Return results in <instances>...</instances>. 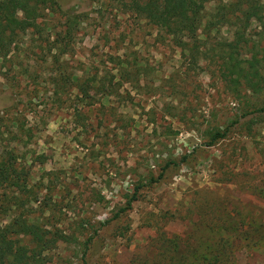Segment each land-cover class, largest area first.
<instances>
[{
    "label": "rangeland",
    "instance_id": "obj_1",
    "mask_svg": "<svg viewBox=\"0 0 264 264\" xmlns=\"http://www.w3.org/2000/svg\"><path fill=\"white\" fill-rule=\"evenodd\" d=\"M59 1L72 27L54 13L27 28L19 13L0 59V154L28 172L24 216L63 236L46 264H206L219 238L231 264H264V87L235 92L220 75L233 43L247 77L264 76L251 59L264 15L177 47L126 2Z\"/></svg>",
    "mask_w": 264,
    "mask_h": 264
},
{
    "label": "trees",
    "instance_id": "obj_2",
    "mask_svg": "<svg viewBox=\"0 0 264 264\" xmlns=\"http://www.w3.org/2000/svg\"><path fill=\"white\" fill-rule=\"evenodd\" d=\"M97 1V0H91ZM126 2L128 6L136 10L141 17L154 28L158 34L170 38L177 47H187L189 43L199 41V36L208 37L211 32L229 25H238L239 29L246 30L250 21L256 15H264V0H116ZM214 1L215 5L209 13H204L201 2ZM59 0H0V59L15 43V34L9 31L12 25L16 24L18 14L22 18L27 28H39V21L54 13L63 14L69 27L74 22L69 13L61 8ZM264 34V25L262 26ZM264 37V36H263ZM264 39V38H263ZM261 44H259L260 46ZM261 47L260 58L252 56L255 66L264 65V45ZM221 51L222 63L220 65L221 79L233 91H238L237 87L245 86L253 93L261 92L264 83V76L249 79L247 77L248 68L246 60L241 59L237 44L224 43ZM121 63L122 70L124 69ZM125 75L128 73L125 71ZM123 77V75H122ZM123 79L126 80L124 77ZM88 84L79 86L85 99L88 96ZM92 100V98H89ZM264 109L260 110V112ZM228 129L217 130L210 136L209 145L217 140L224 139ZM17 160L10 151L0 154V219L13 210L21 209L19 214H11V220L6 225L0 227V264H46L48 257L44 255L46 251L52 249L58 241L63 239L61 234H50L35 222H30L22 213L24 205L23 195L31 194L27 185L28 172L19 167ZM170 163L165 165L168 168ZM151 182H155L152 178ZM138 189V188H137ZM29 203H37L35 195ZM135 200L133 195L127 202V207L120 211L129 209ZM215 214L210 224L213 228H224L227 222L226 217H219ZM206 223V228H208ZM28 238L32 247L22 243V238ZM219 249L215 252L214 259H204L206 264H231L228 244L224 238H219ZM174 245V242H172ZM177 246V244H175ZM192 249L190 253H194ZM227 253V254H226ZM229 261H228V260Z\"/></svg>",
    "mask_w": 264,
    "mask_h": 264
}]
</instances>
